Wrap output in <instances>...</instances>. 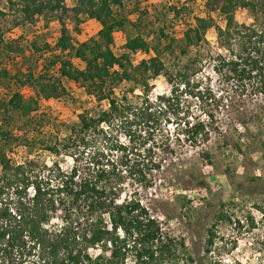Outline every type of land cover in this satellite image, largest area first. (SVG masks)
<instances>
[{
	"label": "trees",
	"instance_id": "1",
	"mask_svg": "<svg viewBox=\"0 0 264 264\" xmlns=\"http://www.w3.org/2000/svg\"><path fill=\"white\" fill-rule=\"evenodd\" d=\"M18 1L23 23L72 12L76 18L94 20L100 28L96 38L74 46L60 19L59 38L52 48L48 43H30L42 63L38 72L26 68L23 79L14 75L19 87L33 93L17 91L0 101V264H127L129 258L132 264H170L177 260L185 248L183 240L163 228L142 204L138 191L156 185L176 149L209 141L208 125L179 102L182 94L194 98L211 122L212 107L217 110L229 102L225 87L216 94L211 84L195 81L204 63L212 64L219 83L231 85L234 98L247 89L264 97V0H204L205 15L193 17L194 26L183 32L180 51L185 56L191 47H198L195 59L171 69L160 59L159 43L151 45L141 36L126 39L122 51L115 53V34L124 25L116 11L125 0H75L71 7L63 4L65 0ZM172 8L178 15L179 10ZM239 9L250 14L251 24L236 21ZM211 13H218L223 25L216 24ZM209 30L214 33V53L202 47ZM165 31L159 29L157 37L168 40L162 56L172 53L174 43ZM14 44L5 43L0 34V57L24 60L20 45ZM137 52L153 56L133 63ZM71 59L83 63V68L75 67ZM7 76L6 69L0 71V80ZM159 76L171 88L151 99L149 80ZM64 80L82 88L97 107L80 113L65 136L53 131L42 141L43 151L72 160L65 170L54 162L44 176L35 171L37 160L12 163L10 147L30 143L21 140L16 133L21 129H13L10 121L16 115L22 128L54 130L51 120L37 112L42 101L68 96ZM123 82L140 90L138 101L126 92L116 95ZM235 104L230 101L229 106ZM235 120L243 125L240 116ZM170 122L176 125L174 139L163 130ZM212 236L208 231L209 243Z\"/></svg>",
	"mask_w": 264,
	"mask_h": 264
},
{
	"label": "rangeland",
	"instance_id": "2",
	"mask_svg": "<svg viewBox=\"0 0 264 264\" xmlns=\"http://www.w3.org/2000/svg\"><path fill=\"white\" fill-rule=\"evenodd\" d=\"M74 3L75 0H65L63 4L71 7ZM172 7L179 10L178 15ZM20 9L18 0H12L11 4L0 0L3 41L19 44L24 52V60L0 57V71L6 69L9 74L7 79L0 80V101L9 99L17 91L24 95L33 93L31 89L19 87L14 75L17 73L19 79H23L26 68L38 72L42 63L30 43L33 41L38 46L48 43L52 48L59 38L60 19L74 46L96 38L100 28L94 20L82 15L76 18L72 12L56 17H35L32 22L23 23ZM204 11V0H125L116 11L117 18L123 19L124 25L115 34V53L122 51L126 39L141 36L151 45L159 43L160 59L169 69L189 58L194 61L198 47H191L185 56L180 54L184 46L183 32L194 26L193 17H203ZM211 17L216 24L223 25L218 13H211ZM235 19L239 23H252L246 10H237ZM162 27L166 28L169 39H174L172 53L163 56L162 47L168 44V40L157 38ZM215 45L214 33L209 30L202 47L210 48L214 53ZM151 56L152 52H137L132 61L137 63ZM71 61L77 68L84 66L76 59ZM211 65L204 63L195 81L202 86L211 84L216 94L222 87L230 94L229 102H224L217 110L212 107V122L198 110L199 103L194 98L185 94L179 96L181 108H188L191 114L199 115L208 125L209 141L201 142L197 147L186 145L176 149L170 164L156 178V185L147 191L139 190L138 197L163 228L184 242L185 248L180 251L179 258L170 264H264V97H256L247 89L240 97L234 98L231 85L219 83L220 77L212 72ZM149 84L151 99L171 88L161 76L149 80ZM64 85L68 96L42 101L37 112L51 120L54 130L47 127L37 130L33 125L22 128V120L13 115L10 125L15 130L21 129L16 133L30 144L18 142L10 147L8 156L12 163L37 160L35 171L44 176L54 168V162L64 170L71 167L69 157L53 156L43 151L40 144L53 131L65 136L67 127L77 122L78 115L85 110H95L97 103L78 85L66 80ZM131 90H134L133 84L123 82L115 92L118 96L126 92L134 102L138 101L140 90L137 88L132 93ZM230 101L236 104L230 107ZM35 115L32 114L34 118ZM238 116L243 119V125L236 122ZM175 126L171 122L163 125L164 132L171 139H174ZM18 131H24V134ZM121 140L125 142L123 137ZM208 231L213 235L210 243ZM131 260L129 258L127 264H132Z\"/></svg>",
	"mask_w": 264,
	"mask_h": 264
}]
</instances>
